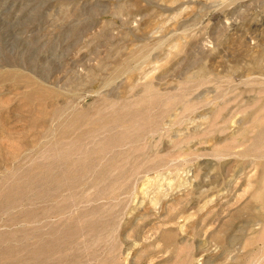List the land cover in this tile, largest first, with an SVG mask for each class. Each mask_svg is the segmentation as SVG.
Returning <instances> with one entry per match:
<instances>
[{
  "label": "rangeland",
  "instance_id": "1",
  "mask_svg": "<svg viewBox=\"0 0 264 264\" xmlns=\"http://www.w3.org/2000/svg\"><path fill=\"white\" fill-rule=\"evenodd\" d=\"M0 264H264V0H0Z\"/></svg>",
  "mask_w": 264,
  "mask_h": 264
},
{
  "label": "bare ground",
  "instance_id": "2",
  "mask_svg": "<svg viewBox=\"0 0 264 264\" xmlns=\"http://www.w3.org/2000/svg\"><path fill=\"white\" fill-rule=\"evenodd\" d=\"M110 139V138H109ZM121 140V139H120ZM113 141V140H112ZM109 142V141H108Z\"/></svg>",
  "mask_w": 264,
  "mask_h": 264
}]
</instances>
